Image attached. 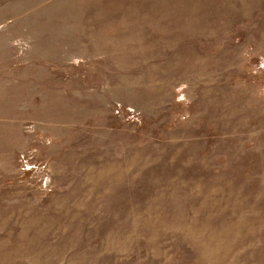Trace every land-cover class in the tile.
Here are the masks:
<instances>
[{"label": "rangeland", "instance_id": "1", "mask_svg": "<svg viewBox=\"0 0 264 264\" xmlns=\"http://www.w3.org/2000/svg\"><path fill=\"white\" fill-rule=\"evenodd\" d=\"M0 264H264V0H0Z\"/></svg>", "mask_w": 264, "mask_h": 264}]
</instances>
